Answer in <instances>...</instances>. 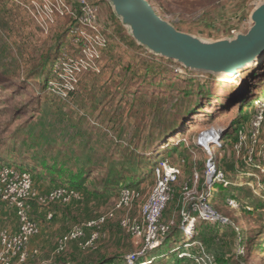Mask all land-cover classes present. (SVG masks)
Here are the masks:
<instances>
[{
  "label": "rangeland",
  "instance_id": "obj_1",
  "mask_svg": "<svg viewBox=\"0 0 264 264\" xmlns=\"http://www.w3.org/2000/svg\"><path fill=\"white\" fill-rule=\"evenodd\" d=\"M90 1L99 7L98 23L108 45L101 52L100 72L83 76L69 101L47 95L41 90L39 79L32 77L40 72L47 58L51 64L59 50L75 49L67 35L70 20H58L50 34L43 36L20 7L13 12L0 11V166L31 168L36 191L42 194L68 186L66 179L71 174L81 167L90 168L95 174L87 179L86 189L94 192L95 181L113 164L118 170L121 163L126 165L141 159L142 166L125 171L124 175L144 198L154 184L151 168L160 152L159 159L166 157L182 167L172 200L162 217L163 221L173 220L175 227L162 248L148 252L138 262L217 264L219 258L215 254L221 253L225 264H264V121L258 144L251 154L249 144L236 154L233 141L208 152H196L190 144L192 138L230 123L224 139L238 129L248 128L253 116L250 99L241 114L230 101L216 105L222 94L239 83L244 88L260 86L259 92L264 93V58L253 69L242 71L241 78L234 79L235 84L234 80L225 83L227 78L220 73L184 70L172 60L138 45L107 0ZM147 1L176 31L208 43L232 38V30L246 33L251 25L249 15L258 4V0ZM252 71H256L255 76H251ZM48 75L49 71L45 70L43 80ZM204 113L211 114L210 118H204ZM183 120L190 122L183 128V142L174 150L164 152L165 148L161 150V147L177 136L170 133V126ZM165 131L167 134L158 139ZM209 159L237 184L215 195L213 205L226 221L212 225L199 222L196 217L195 225L182 234L181 211L188 209L189 197L196 198L205 189L202 188L203 173ZM194 175L197 176L195 186L189 187L185 194L183 184ZM115 190H108L98 198L85 196L83 201L69 205H51L47 210L52 214L50 219L33 203L31 216L41 224V234L33 239V246L41 245L44 250L24 264L44 261L86 264L97 256H102L104 262L123 264L124 257L137 250L131 238L118 228V219L124 212H117L106 226L107 234L99 241L97 253L82 254L74 244L63 255L54 253L57 239L70 228L114 207L118 199ZM227 198L234 199L238 208L227 207ZM140 202L133 203L128 211L130 215L138 214ZM89 203H94L96 215L90 213ZM201 228H212L218 237H208L210 240L205 245L199 238ZM206 233L203 237L212 235ZM193 236L195 248L184 246ZM184 252L195 254V259L182 260L179 255Z\"/></svg>",
  "mask_w": 264,
  "mask_h": 264
},
{
  "label": "built area",
  "instance_id": "obj_2",
  "mask_svg": "<svg viewBox=\"0 0 264 264\" xmlns=\"http://www.w3.org/2000/svg\"><path fill=\"white\" fill-rule=\"evenodd\" d=\"M20 7L33 21L41 35L48 36L58 20L68 19L71 26L68 29V37L72 40L75 49L71 52L61 51L54 61L47 91L54 97L67 100L70 93L77 89L80 79L89 74L100 72L101 52L107 47V38L100 26L99 7L90 0H10ZM264 0H258V4ZM257 4V5H258ZM235 30L231 35H235ZM252 118L246 130L236 131V144L234 152L240 154L246 144L250 146V154L258 144L261 127L264 121V100L259 98L253 103ZM210 130L208 134H202L197 139L192 138L190 144L193 148L208 152L214 145L218 146L221 131ZM209 135H212L211 137ZM209 136L208 143L201 139ZM185 140V139H184ZM251 160V159H249ZM184 162L183 160L181 161ZM182 173L180 164L172 163L168 158L159 159L153 168L154 184L148 194L143 198L140 190L123 188L111 210L98 217L81 222L61 235L55 245V254L64 252L72 242L78 244L82 250L96 249L99 241L106 237V225L115 219L117 212H124L118 219V227L128 235L137 250L124 257L123 264H137L141 257L158 248L166 234L174 225L173 220L163 222V213L172 200L174 185L178 182ZM205 176L201 195L189 197L187 208L189 211H181L182 230L195 225V214L198 221L209 223L226 221L219 216L210 206V198L214 186L228 187L229 181L224 172L219 169L212 159L205 163ZM197 176L183 184V192L188 194L189 187L195 186ZM209 189V190H207ZM82 199L80 192L61 186L45 194H40L33 188L31 175L28 171L13 166L0 167V211L3 206L10 208L15 215L17 230L10 233L0 229V264H24L29 254L37 252L29 251L28 246L39 230L35 221L31 218L32 204L41 207H49L53 204H69ZM144 199V200H143ZM140 202L138 214L132 216L129 210L133 203ZM227 207L238 208L232 198L226 199ZM186 205H184L185 207ZM126 211V212H125ZM48 219L52 214H48ZM194 245V244H192ZM190 245H186L189 247ZM44 264H51L46 262ZM111 264V263H106Z\"/></svg>",
  "mask_w": 264,
  "mask_h": 264
},
{
  "label": "water",
  "instance_id": "obj_3",
  "mask_svg": "<svg viewBox=\"0 0 264 264\" xmlns=\"http://www.w3.org/2000/svg\"><path fill=\"white\" fill-rule=\"evenodd\" d=\"M107 2L115 16L130 29L138 45L154 55L172 60L184 70L211 75L220 73L226 77L255 58L259 57L257 64L264 58V2L251 11V25L246 33L212 43L176 31L147 0ZM222 129L213 131L217 133Z\"/></svg>",
  "mask_w": 264,
  "mask_h": 264
},
{
  "label": "trees",
  "instance_id": "obj_4",
  "mask_svg": "<svg viewBox=\"0 0 264 264\" xmlns=\"http://www.w3.org/2000/svg\"><path fill=\"white\" fill-rule=\"evenodd\" d=\"M71 23V22H70ZM107 45H108V40H107ZM107 48V47H106ZM105 48V49H106ZM104 49V50H105ZM104 50H102V51H104ZM62 50H59L57 53L59 54L60 52H61ZM58 56V55H57ZM57 56H54L53 58H52V62H51V64H49V59L47 58V61H46V64L44 63L43 65H42V69L40 70V72H37V74H35V76L34 77H32V78H38L39 80H38V83L42 86L41 87V90H43L47 95H50V96H52L48 91H47V82H48V80H49V77L48 78H45L44 80H43V74H45V70H47V71H49V75L48 76H50V73H51V69H52V66H53V64H54V61H55V59L57 58ZM259 64V63H258ZM257 64V65H258ZM257 65H255L254 67H256ZM254 67H252V68H249V69H253ZM249 69H247V70H249ZM246 70V71H247ZM245 72H243L242 73V77H243V75H245L244 74ZM251 76H255L256 75V71H252L251 73ZM87 76V75H86ZM83 78V77H82ZM81 78V79H82ZM81 79H80V81H79V84H78V86H77V89L74 91V92H72V93H70V95H69V97H68V99L66 100V101H69L70 99H71V97L73 96V95H75L76 94V92H77V90H78V87H79V85H80V82H81ZM241 82V81H240ZM224 85V83L222 82V84H221V87ZM239 85V86H238ZM234 88V89H233ZM221 89V88H220ZM232 89V90H231ZM259 89H260V86L258 87V86H256L255 88H250V87H243L242 86V84L241 83H239V84H237L236 86H233L232 88H230L229 89V91L228 92H226V93H224V94H222L223 96L221 97V98H219V102L217 103V105L216 106H221L222 105V103L224 102V100L226 101V102H228V101H230L231 102V104H235L236 105V107H238L237 109H238V112H239V114H241L243 111H244V109H246L248 106H247V100L248 99H250V105L252 106L253 104V102L256 100V99H259V98H261V99H263L264 100V93L263 92H259ZM52 97H54V96H52ZM223 98V99H222ZM204 115V118L206 117V118H210V116H211V114H206V113H204L203 114ZM238 122V121H237ZM188 123H190V122H188ZM186 121H181V123L179 122V123H174V124H172L171 126H170V129H171V134H174L173 136H176V137H172V138H170L169 140H168V142H167V144H166V146H163V147H161V150H163L164 148V152H166V151H168V150H174L175 148L174 147H176V146H179L180 144H181V142H183V139H182V132H183V128L185 127V124L187 125L188 124ZM233 123V122H232ZM183 124V125H182ZM230 126H231V123L229 124V125H227L226 127H224L223 129H222V131H221V134H220V141H219V145L218 146H220L221 144H226V143H231L232 141L233 142H236V140H237V136H236V131L234 132V133H232L231 134V136L229 137V138H227V139H224V135H225V133H226V131L230 128ZM185 129V128H184ZM167 134V131H165L163 134H160L159 136H158V139H160V138H162L164 135H166ZM113 139L114 140H116V136L115 137H113ZM182 140V141H181ZM218 146H213V147H218ZM212 147V148H213ZM194 150L196 151V152H204V151H202V150H199V149H196V148H194ZM163 152V153H164ZM161 154L162 153H158V157H157V160H155L154 161V163H153V165H152V168H151V171H152V175H153V168H154V166H155V164H156V162L159 160V157L161 156ZM163 158H165V157H163ZM161 159V158H160ZM213 160H216L215 158H212ZM173 163V162H172ZM142 160L141 159H139V160H137L136 162H133V163H129V164H124V163H121L120 165H119V169L118 170H115L114 169V164L112 165V167L111 168H109L107 171H106V173L100 178V179H98V180H96L95 181V183H96V186H97V188H95L93 191L94 192H88L89 190H87L86 189V182H87V179L91 176V175H93V174H95V171L94 170H91L90 168H88V169H85V168H83V167H81V168H79L78 170H77V172L76 173H74V174H71L70 175V177L69 178H67L66 180H67V182H68V186L67 187H69V188H72V189H74V190H76V191H78V192H80V194H81V196H82V199L80 200V201H78V202H81V201H83V199H84V197L85 196H92V197H94V198H98L99 196H103V195H105V194H107L108 192V190H110V191H113V190H117V194L119 195V192H120V190L121 189H123V188H133V189H137V190H139L138 188H136V187H133V185H132V182H130L129 181V179L128 178H126V176L124 175V172L125 171H133V169H136L137 167H140V166H142ZM1 166H4V165H1ZM0 166V167H1ZM26 168V171H28L29 173H30V175H31V178H32V182H33V188L36 190V188H35V186H34V174H31V172H32V170H31V168H27V167H25ZM19 169H22V170H25L22 166L19 168ZM28 169V170H27ZM90 169V170H89ZM34 171V170H33ZM225 174V173H224ZM227 177V176H226ZM238 178V176L236 177V179ZM227 179H228V181H229V186L228 187H222L221 185H216V186H214V188H213V190L214 189H217V187H219L218 189H217V191H216V193L214 194V195H212L211 196V198H210V201H209V203H210V206H211V208L217 213V210L215 209V207H214V205H213V203H214V199H215V197L217 196V194H218V192H220L219 190H222V191H225V190H227V189H229V188H231L232 186H236L237 184H236V181L234 182L233 180H231L229 177H227ZM94 181V180H93ZM202 184H203V182H202ZM236 184V185H235ZM64 186H66V185H64ZM59 187H61V186H59ZM237 187V186H236ZM56 188H58V187H56ZM115 190V191H116ZM216 195V196H215ZM71 203H73V202H71ZM71 203H69V204H71ZM69 204H65V205H69ZM54 205V204H53ZM60 205H62V204H60ZM246 207L247 206H242V208L243 209H246ZM263 207V206H262ZM247 208H249V207H247ZM262 209V208H261ZM251 210V209H250ZM31 211H32V209H31ZM187 211H189L190 212V210L189 209H187ZM263 211V210H262ZM191 213V212H190ZM218 214V213H217ZM191 215L192 216H194V214L193 213H191ZM219 215V214H218ZM30 216H31V212H30ZM99 216V215H98ZM98 216H95V217H93V218H90V219H88V220H91V219H94V218H96V217H98ZM196 214H195V218H196ZM31 218H32V216H31ZM33 219V218H32ZM34 220V219H33ZM88 220H85V221H88ZM163 220V219H162ZM168 221H170L169 219L167 220V221H163V222H168ZM82 222H84V221H82ZM182 222V221H181ZM199 222H203V223H208V222H206V221H199ZM81 223V222H80ZM109 223V222H108ZM108 223H107V225H108ZM220 222H215V223H210V224H219ZM79 224V223H78ZM106 225V226H107ZM175 227V225H173L172 226V228L170 229V231L166 234V236H165V238L163 239V241H162V243H161V245L158 247V248H156V249H160V248H162L163 247V245H164V243L167 241V239H168V237H169V235L171 234V231H172V229ZM119 228V227H118ZM120 229V228H119ZM201 229H203V231H202V233H201V235L199 236V238H202V241H203V243L206 245L207 243H208V241L210 240L208 237H210V238H217L218 237V235H217V232H215L212 228H206V229H204V228H201ZM121 230V229H120ZM205 230V231H204ZM122 231V230H121ZM180 231H181V233L183 234V230H182V224H181V227H180ZM123 232V231H122ZM206 233V232H208V233H211L212 235L211 236H205V237H203V233ZM207 234V233H206ZM31 242V241H30ZM72 244H74L76 247H77V249L79 250V252H81L82 254H88V253H90V254H95V253H97L98 252V250H99V245H97V247H96V249H94V250H92V249H87V250H82V249H80L79 248V246H78V244L77 243H75V242H72V243H70L68 246H70V245H72ZM99 244V243H98ZM192 244H194V245H192ZM186 245H190L188 248H190V247H193V248H195V236H193L192 237V239L190 240V242H188V243H185L184 244V246H186ZM183 248H186V247H183ZM67 250H68V247H67V249L64 251V252H62V253H60V254H55L56 256H59V255H63L64 253H66L67 252ZM185 250V249H184ZM216 255V257L217 258H219V262H217V264H225V262L222 260L223 259V255L221 254V253H216L215 254ZM146 256V255H145ZM179 256H181V257H183L182 258V260H187V259H189V260H194L195 259V254H193V253H181ZM140 260V259H139ZM105 261V259L104 258H102V256L101 257H98L97 256V259H93L92 261H89V262H87L86 264H106V263H111V262H109V261H106V262H104ZM111 261V260H110ZM124 261V260H123ZM47 261H44L42 264H44V263H46ZM111 264H113V263H111ZM137 264H140V262H138ZM216 264V263H215Z\"/></svg>",
  "mask_w": 264,
  "mask_h": 264
},
{
  "label": "crops",
  "instance_id": "obj_5",
  "mask_svg": "<svg viewBox=\"0 0 264 264\" xmlns=\"http://www.w3.org/2000/svg\"><path fill=\"white\" fill-rule=\"evenodd\" d=\"M16 8L19 9L10 0H0V11H3L5 9L4 11H8L9 10V12H10L12 10V12H13L14 11L13 9H16ZM39 193L42 194V192H39ZM93 204L94 203H89L87 205V207H88V209H89V211H90L91 214H95L96 215V213H98V212L96 211V209H94V207H92V206H94ZM35 205L37 207H39V209L41 211L44 212L45 217H47L48 214H51V213H49L47 211L48 210V207H41L38 204H35ZM32 206H33V204H32ZM32 212H33V210H32ZM46 219H48V217ZM86 220H88V219H86ZM34 221H35V223L38 226L39 232H38V234L35 237L32 238V240H31V242L29 244V251L32 252L33 250H35L37 252V254H36V256H37V255H41V253L44 250V247L41 246V245L33 246V239L36 238V237H38L41 234V226H40L41 224H40V222H37L35 219H34ZM0 229L7 230L10 233H14L17 230V222H16V218H15L14 212L10 208H8L6 206H3L1 208V211H0ZM31 257H33V255L30 253L28 259H30ZM47 262H49V261H47ZM13 263L14 264H17V260H14Z\"/></svg>",
  "mask_w": 264,
  "mask_h": 264
},
{
  "label": "bare ground",
  "instance_id": "obj_6",
  "mask_svg": "<svg viewBox=\"0 0 264 264\" xmlns=\"http://www.w3.org/2000/svg\"><path fill=\"white\" fill-rule=\"evenodd\" d=\"M258 61H259V57L255 58L253 61L247 63L245 66L240 67V68H238L236 70H233L232 72H230V74L228 76L224 77V78H227L225 80L226 82L225 81L224 82L225 83H233V80L234 79L237 80V79L241 78V75L240 74H241L242 71H246L248 68L253 67L254 65L257 64ZM236 80H234V84L236 83ZM208 138H209V136H207V137H205V138H203L201 140L203 141L204 144H207L209 142L208 141Z\"/></svg>",
  "mask_w": 264,
  "mask_h": 264
}]
</instances>
